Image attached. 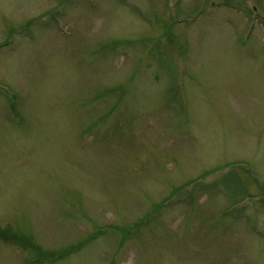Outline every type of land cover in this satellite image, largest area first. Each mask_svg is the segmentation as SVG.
<instances>
[{
	"label": "rangeland",
	"instance_id": "1",
	"mask_svg": "<svg viewBox=\"0 0 264 264\" xmlns=\"http://www.w3.org/2000/svg\"><path fill=\"white\" fill-rule=\"evenodd\" d=\"M259 17L0 0V264H264Z\"/></svg>",
	"mask_w": 264,
	"mask_h": 264
}]
</instances>
